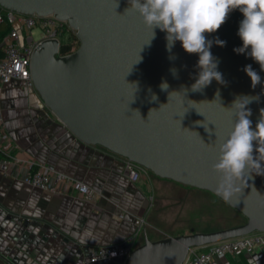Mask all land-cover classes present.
<instances>
[{"label": "water", "instance_id": "95a60500", "mask_svg": "<svg viewBox=\"0 0 264 264\" xmlns=\"http://www.w3.org/2000/svg\"><path fill=\"white\" fill-rule=\"evenodd\" d=\"M0 7L26 16L54 15L77 31L81 46L75 53L58 56L59 41L43 40L30 66L45 106L76 137L159 178L215 194L218 176L212 165L239 105L249 101L253 129L264 109V71L246 53L234 52L242 47L238 9L217 32L205 34L213 41L210 51L224 82L213 80L193 92L198 55L186 53L179 41L169 51L166 33L157 28L152 37L139 14L126 11L128 0H0ZM217 37L226 42L223 47L215 43ZM246 65L261 77L255 88ZM164 82L167 90L161 89ZM247 177L227 203L246 217L244 224L159 240L146 237L127 260L104 263L183 264L192 247L264 232V175Z\"/></svg>", "mask_w": 264, "mask_h": 264}, {"label": "crops", "instance_id": "0c3cea01", "mask_svg": "<svg viewBox=\"0 0 264 264\" xmlns=\"http://www.w3.org/2000/svg\"><path fill=\"white\" fill-rule=\"evenodd\" d=\"M0 109L5 124L0 158L21 159L23 174L32 164L53 167L100 195L91 202L0 175V264H8L5 259L16 264H90L87 259L94 249L128 245L137 218H145L146 226L136 246L151 239L155 201L177 182L148 171L132 181L125 158L81 141L21 80L3 86ZM210 264H264V248Z\"/></svg>", "mask_w": 264, "mask_h": 264}, {"label": "clouds", "instance_id": "9594fccd", "mask_svg": "<svg viewBox=\"0 0 264 264\" xmlns=\"http://www.w3.org/2000/svg\"><path fill=\"white\" fill-rule=\"evenodd\" d=\"M128 2L130 7L126 11L134 10L138 13L143 24L151 29L152 37L157 28L166 33L169 51L175 42L179 41L186 53L198 55L196 67L199 72L195 83L191 85L193 92L203 90L213 80L224 82L222 74L217 70L219 61L210 51L213 41L208 40L205 34L217 32L229 14L237 9L243 14L237 33L242 41V47L235 48L234 52L246 53L259 64L261 71H264V0H128ZM215 43L223 47L226 42L217 37ZM243 70L250 77L253 88L260 84L261 77L251 65H246ZM172 72L176 75L175 69ZM167 88L166 82L161 84L162 90ZM247 103L239 105L232 129L227 138L219 144L217 161L212 165V170L218 176L215 195L226 203L240 191L239 181L245 178V173H248V177L253 173L264 175V109L261 110L260 119L253 129L252 121L249 119L252 113L246 108ZM254 152L257 155L254 156Z\"/></svg>", "mask_w": 264, "mask_h": 264}, {"label": "built area", "instance_id": "2783aa9c", "mask_svg": "<svg viewBox=\"0 0 264 264\" xmlns=\"http://www.w3.org/2000/svg\"><path fill=\"white\" fill-rule=\"evenodd\" d=\"M0 12V24L6 19L12 25L9 34L3 40L1 47L3 57L0 59V99L4 85L13 80H21L25 86L35 89L31 74V59L33 53L43 40L57 39L60 44L58 56H68L75 53L81 46L77 31L68 21L50 16H26L6 9ZM18 25V26H16ZM36 27L42 30L41 39L34 40L32 32ZM67 35L69 39L63 43L61 36ZM63 46H69L66 54L61 53ZM5 124L2 110L0 109V137H4ZM127 172L134 182L139 181L141 173L147 169L127 161ZM22 160L9 156L0 158V175L8 178L19 179L26 184L53 194H76L84 200L95 202L99 199V193L89 185L76 180L55 168L46 165L32 164L26 174L21 173ZM124 217V214L121 215ZM136 233L128 240V245H113L94 249L88 256L87 262L97 264L109 263L114 259H124L130 256L137 247L136 240L140 232L146 226L145 218L135 220ZM256 248H264V232H254L246 236L231 238L203 247L189 249L187 258L183 264H210L215 260H223L229 255L240 256Z\"/></svg>", "mask_w": 264, "mask_h": 264}, {"label": "rangeland", "instance_id": "374dc122", "mask_svg": "<svg viewBox=\"0 0 264 264\" xmlns=\"http://www.w3.org/2000/svg\"><path fill=\"white\" fill-rule=\"evenodd\" d=\"M32 35L34 40L39 41L42 35L41 28H34ZM61 39L65 43L69 36L62 35ZM147 171L151 176H156L151 171ZM177 184L175 189L160 193L161 196L155 201V209L150 217V222L156 228L150 229L152 240L216 232L246 222L243 214L215 194Z\"/></svg>", "mask_w": 264, "mask_h": 264}, {"label": "trees", "instance_id": "16d2710c", "mask_svg": "<svg viewBox=\"0 0 264 264\" xmlns=\"http://www.w3.org/2000/svg\"><path fill=\"white\" fill-rule=\"evenodd\" d=\"M3 11H4L3 8L0 7V12ZM11 29H12V25L6 19L0 24V59L3 57V50L1 44L5 39V37L9 34ZM69 50H70L69 46H63L61 48V53L66 54Z\"/></svg>", "mask_w": 264, "mask_h": 264}]
</instances>
